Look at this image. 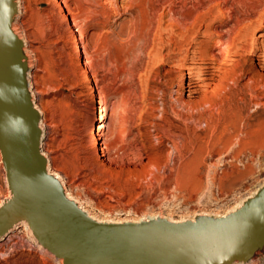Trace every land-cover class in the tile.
Instances as JSON below:
<instances>
[{
    "label": "rangeland",
    "instance_id": "374dc122",
    "mask_svg": "<svg viewBox=\"0 0 264 264\" xmlns=\"http://www.w3.org/2000/svg\"><path fill=\"white\" fill-rule=\"evenodd\" d=\"M19 2L42 151L90 215H220L264 182V0H65L68 15L53 0ZM99 97L101 140L121 134L102 158ZM7 195L0 154V204ZM27 232L0 242V264H59Z\"/></svg>",
    "mask_w": 264,
    "mask_h": 264
},
{
    "label": "water",
    "instance_id": "95a60500",
    "mask_svg": "<svg viewBox=\"0 0 264 264\" xmlns=\"http://www.w3.org/2000/svg\"><path fill=\"white\" fill-rule=\"evenodd\" d=\"M18 0H0V154L8 197L0 242L25 224L32 243L59 264H246L264 254V182L225 215L174 221H101L69 197L42 151V114L30 57L15 29Z\"/></svg>",
    "mask_w": 264,
    "mask_h": 264
},
{
    "label": "bare ground",
    "instance_id": "6f19581e",
    "mask_svg": "<svg viewBox=\"0 0 264 264\" xmlns=\"http://www.w3.org/2000/svg\"><path fill=\"white\" fill-rule=\"evenodd\" d=\"M18 3H19V8H20V2H19V0H18ZM53 4L55 5V6H57L58 8H59V10H61V11H63V10H66V15H68V14H70L71 13V10H70V8H68V5L66 4V2H65V0H53ZM65 15V14H64ZM70 16V15H69ZM79 40H80V38L77 36V37H75L74 38V40H73V51H74V53H79L80 52V48H81V46L79 45ZM27 51V50H26ZM29 52V51H28ZM29 56V55H28ZM228 59H229V57H228V52H225V54L224 55H222L221 57H220V60H219V65L220 66H223V65H225L226 64V62L228 61ZM88 61V60H87ZM84 62L86 63V58L84 59ZM30 77V76H29ZM187 79H188V85H183L184 86V88H187V92H188V94H190V93H192L193 92V88L192 87H198L199 86V83H197V82H195L194 80H193V77L189 74L188 76H187ZM222 88H220V87H215V89L214 90H211V91H209V92H207V93H204V94H202V96H201V101H202V103H206L208 100H210V98L211 97H213L215 94H216V92H218L219 90H221ZM88 90L90 91V92H92L94 89H93V86H89V88H88ZM96 104H98L99 106V109H98V112L100 113L99 115H97L96 116V124H95V131H93V133H92V135H91V146L93 147V148H99L98 149V152L97 153H99V155H100V157L102 158V156L103 155H105V152H107V149H109V147L110 148H112V147H117L118 145H119V143H120V141H119V139H120V137L119 136H121V134H120V132H119V130L117 129L115 132V134H116V136L114 137V140H113V142H111V143H105L103 140H101V136H102V134L100 133V131H101V129H103L104 127H105V125L103 124V116H104V114H105V111H106V109H105V105L103 104V101H102V98L101 97H99V98H97L96 99V102H95ZM97 109V108H96ZM95 114V113H94ZM115 123V122H114ZM118 125V124H117ZM44 126V125H43ZM42 126V123H41V127H43ZM44 128V127H43ZM57 176V175H56ZM58 177V176H57ZM257 190V189H256ZM256 190L255 191H253L250 195H252V194H254L255 192H256ZM69 195V194H68ZM250 195L248 196V197H250ZM7 196H9V195H7ZM69 197H71L70 195H69ZM248 197H246V198H248ZM72 198V197H71ZM245 198V199H246ZM245 199H242V200H238V202L229 210V212L230 211H233L236 207H239L240 205H241V203L245 200ZM1 205V204H0ZM228 211V210H227ZM228 213V212H227ZM226 213H224V214H217L216 216H221V215H225ZM92 216V215H91ZM95 218V217H94ZM99 220V219H98ZM101 220V219H100ZM102 221V220H101ZM109 221V220H108ZM138 221V220H137ZM175 221V220H174ZM21 226L23 227V228H26L27 229V227H26V225L25 224H21ZM28 230V229H27ZM29 232V231H28ZM262 258H264V254L262 255V256H259V257H257V258H255V259H253V260H251L249 263H246V264H255V263H257V262H259V261H261L262 262Z\"/></svg>",
    "mask_w": 264,
    "mask_h": 264
}]
</instances>
